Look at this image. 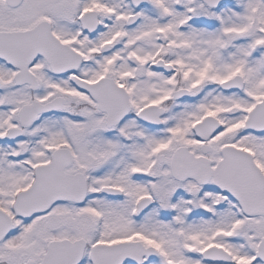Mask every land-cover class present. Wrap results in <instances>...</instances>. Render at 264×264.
Masks as SVG:
<instances>
[{
  "label": "snow or ice",
  "instance_id": "1",
  "mask_svg": "<svg viewBox=\"0 0 264 264\" xmlns=\"http://www.w3.org/2000/svg\"><path fill=\"white\" fill-rule=\"evenodd\" d=\"M0 264H264V0H0Z\"/></svg>",
  "mask_w": 264,
  "mask_h": 264
}]
</instances>
